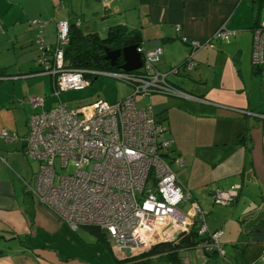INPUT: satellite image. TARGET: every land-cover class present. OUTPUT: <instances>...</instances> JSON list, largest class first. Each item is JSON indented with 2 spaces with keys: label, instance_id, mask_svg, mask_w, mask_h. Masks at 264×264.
Returning <instances> with one entry per match:
<instances>
[{
  "label": "crops",
  "instance_id": "0c3cea01",
  "mask_svg": "<svg viewBox=\"0 0 264 264\" xmlns=\"http://www.w3.org/2000/svg\"><path fill=\"white\" fill-rule=\"evenodd\" d=\"M60 21L100 37L120 25L143 48L159 47L151 63L178 93L150 94L156 121L171 104L187 109L199 129L206 126L204 138L184 151L183 165H173L180 171L179 184L203 213L206 234L196 241L221 231L223 254L192 246L179 251V264H259L264 253V66H252L250 56L253 31L264 21V0H0V264H125L124 252L110 240L84 228L71 230L26 186L33 184L39 166L35 170L37 160L26 155L22 138L29 115L54 100V78L43 68L57 44ZM221 26L232 33L229 40L213 37ZM197 44L193 66L173 72ZM69 91L59 94L68 107L62 95ZM33 97L43 98V105L33 107ZM162 127L171 148L170 133ZM3 129L12 139L2 138ZM169 154L176 155L173 149ZM233 185L239 188L232 202L214 201L216 189Z\"/></svg>",
  "mask_w": 264,
  "mask_h": 264
},
{
  "label": "built area",
  "instance_id": "2783aa9c",
  "mask_svg": "<svg viewBox=\"0 0 264 264\" xmlns=\"http://www.w3.org/2000/svg\"><path fill=\"white\" fill-rule=\"evenodd\" d=\"M231 34L221 26L213 37L229 40ZM67 37V22H58L57 44L45 58L43 68L54 78V100L48 109L29 115L27 133L22 138L26 155L39 162L33 184L26 186L71 230L97 227L121 252L128 250L136 255L157 243L174 241L194 226L196 234L204 236L203 213L166 160L171 141L164 137V128L147 102L153 92L178 93L167 74L151 63L161 49L139 45L142 66L133 71L84 70L65 66ZM192 46L182 66L173 72L193 66L192 51L200 45ZM251 46L252 66H264V21L254 29ZM84 73L117 78L129 84L132 92L113 103L96 98L87 105L68 107L59 94L87 87L90 82ZM138 98L143 100L140 106ZM30 102L33 107L42 106L43 98L33 97ZM1 136L12 139L6 129ZM56 159L61 167L70 166L73 172L57 175ZM170 160L178 168L183 165L179 156ZM238 188L216 189L214 201L232 202ZM186 201L189 208L182 210L180 205ZM220 234L215 231L194 246L222 254ZM259 264H264V253Z\"/></svg>",
  "mask_w": 264,
  "mask_h": 264
},
{
  "label": "trees",
  "instance_id": "16d2710c",
  "mask_svg": "<svg viewBox=\"0 0 264 264\" xmlns=\"http://www.w3.org/2000/svg\"><path fill=\"white\" fill-rule=\"evenodd\" d=\"M130 36H133L131 32H126L120 25L109 28L105 37H100L94 32L83 33L76 25H68V40L63 48L64 64L66 67L84 70H119L116 66H110L109 62L105 60L106 48H119L123 41ZM121 63L122 61H120ZM93 77L89 73H84V78L89 82ZM79 228H84L99 239L105 237L97 227L80 226ZM196 238V227L194 226L188 232L180 234L174 241L157 243L146 251L126 258L125 264L126 262H128L127 264H158V261L163 264H179V251L201 242L196 241Z\"/></svg>",
  "mask_w": 264,
  "mask_h": 264
},
{
  "label": "rangeland",
  "instance_id": "374dc122",
  "mask_svg": "<svg viewBox=\"0 0 264 264\" xmlns=\"http://www.w3.org/2000/svg\"><path fill=\"white\" fill-rule=\"evenodd\" d=\"M85 88V90L82 91H69V93H64L62 97L63 99L68 98L67 101H69L68 105L70 107H78L81 104L93 101L95 98L113 102L126 95L127 91V93H129V91L130 93L132 92V89L130 90L126 82L107 75L97 76V78L95 80H92L91 84H89ZM169 98L171 97H166V103H169ZM142 101V99L138 98L139 106L143 104ZM169 105L167 104L168 109H165L162 113L158 114L160 116L158 117V119L161 118V121L159 120L158 123H162V125L166 127V129H168L170 133L172 146L171 148H168V151L173 149L174 154L186 161L184 151L187 149H193V142L198 143L204 138V135H206V130L203 129H205L206 126L204 125L203 127H201V129H199L198 125H195L191 117L188 115L187 109L176 108V106L170 107ZM166 160H168L171 166L175 168L169 158H166ZM38 166L39 165L37 161L35 170L36 168H38ZM55 168L57 175H67L73 172V169L70 166L61 167L58 159H56L55 161ZM174 170L177 173V178L180 179V171L177 168H175ZM81 231L82 228H80V232ZM158 264L163 263H161V261H158Z\"/></svg>",
  "mask_w": 264,
  "mask_h": 264
},
{
  "label": "water",
  "instance_id": "95a60500",
  "mask_svg": "<svg viewBox=\"0 0 264 264\" xmlns=\"http://www.w3.org/2000/svg\"><path fill=\"white\" fill-rule=\"evenodd\" d=\"M138 37L136 35L126 38L121 47L116 49L106 48L105 60L110 66H116L124 71H133L142 66L141 53L138 51ZM121 59L122 63H118ZM183 62L179 65L181 67ZM173 156H170L171 159ZM126 258L132 257V254L126 250L124 251ZM223 254V253H222Z\"/></svg>",
  "mask_w": 264,
  "mask_h": 264
},
{
  "label": "flooded vegetation",
  "instance_id": "af4514ba",
  "mask_svg": "<svg viewBox=\"0 0 264 264\" xmlns=\"http://www.w3.org/2000/svg\"><path fill=\"white\" fill-rule=\"evenodd\" d=\"M121 59H118V63L120 64Z\"/></svg>",
  "mask_w": 264,
  "mask_h": 264
}]
</instances>
